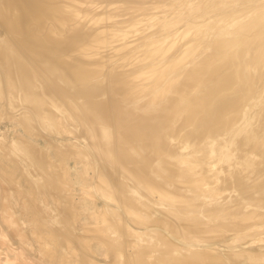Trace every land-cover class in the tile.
<instances>
[{"label":"bare ground","instance_id":"6f19581e","mask_svg":"<svg viewBox=\"0 0 264 264\" xmlns=\"http://www.w3.org/2000/svg\"><path fill=\"white\" fill-rule=\"evenodd\" d=\"M0 118L20 263L264 264V0H0Z\"/></svg>","mask_w":264,"mask_h":264},{"label":"rangeland","instance_id":"374dc122","mask_svg":"<svg viewBox=\"0 0 264 264\" xmlns=\"http://www.w3.org/2000/svg\"><path fill=\"white\" fill-rule=\"evenodd\" d=\"M99 7V6H98ZM100 7H101V5H100ZM99 7V9H101ZM165 12H166V10H165V8H162L161 10H160V15H158V16H156L153 20H151V21H149V23H153V22H156L157 21V19H158V17H163V15L165 14ZM168 12V11H167ZM6 125V126H5ZM12 126V127H11ZM8 127V128H7ZM17 131L18 130V132H19V130H20V134L21 133H23V130H22V128L21 127H15L14 128V126H13V124L11 123V121L9 120V119H7V118H0V131H7L8 132V134L9 135H11V136H14V133H13V131ZM10 131V132H9ZM17 132V133H18ZM65 136L67 137V136H71L72 137V135H70V134H65ZM52 137L53 138H55V137H57L55 134H52ZM39 139V142L41 143V144H44V143H42V142H44V140L42 139V137H39L38 138ZM70 162H69V164H70V167H72V169L70 170L71 172H72V174H74V177H75V167H76V163L73 161V160H69ZM83 165H85L84 163H81V164H79V166H82V167H84ZM78 166V167H79ZM74 171V172H73ZM73 178V177H72ZM74 179V178H73ZM81 188V187H80ZM81 189H84V188H81ZM88 188H86V190H87ZM86 190L85 191H83L84 192V194L86 193ZM80 191V190H79ZM89 191V192H88ZM92 190H87V192L88 193H86V194H88V195H85L84 196V194H83V196L84 197H82L84 200H83V202L85 203V200L87 199V196H88V200H92V199H94V197H92V193L93 192H91ZM81 192V191H80ZM91 195V196H90ZM92 197V198H91ZM76 199H78V198H76ZM97 208H99V206L97 207ZM91 208H89V210H90ZM93 210V209H92ZM4 226L6 227V228H8L7 227V224H4ZM17 237V238H16ZM251 238V237H250ZM35 239V238H34ZM93 240V244L96 246H100L101 244H99L98 245V243H100V242H98L97 240H94V238L92 239ZM251 240L253 241V238H251ZM35 241H38V239L37 240H35ZM34 241V243L37 245L36 247L37 248H39V243L38 242H35ZM19 242L20 243H22L23 245H25L26 246V244L25 243H23V240L21 239V238H19L18 236H15V241H14V245L18 248V251H20V250H22V248L20 247V244H19ZM97 243V244H96ZM261 243L262 244H264V241L262 242L261 241ZM234 244V243H233ZM226 246H230V244L228 245V244H226ZM35 247V246H34ZM5 249V248H4ZM26 249L28 250L27 252H25V254H26V257H27V259L28 260H30V261H32L31 259H33V257H34V254H35V252H34V249H32V248H29V247H26ZM70 250V252H72V253H74V254H76L77 252L74 250V249H72V248H70L69 249ZM37 254V253H36ZM101 259L102 260H105V259H107V258H105L104 256H101ZM20 259H18L17 258V256L14 254V253H12V252H10V251H6V249L5 250H0V264H22V263H20V261H19ZM48 261H50V260H48ZM63 263H65L66 264V262L65 261H62ZM52 263V262H51ZM50 263V264H51Z\"/></svg>","mask_w":264,"mask_h":264}]
</instances>
